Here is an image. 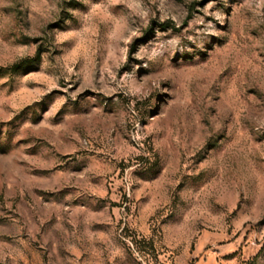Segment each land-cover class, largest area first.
<instances>
[{"label": "rangeland", "instance_id": "374dc122", "mask_svg": "<svg viewBox=\"0 0 264 264\" xmlns=\"http://www.w3.org/2000/svg\"><path fill=\"white\" fill-rule=\"evenodd\" d=\"M0 264H264V0H0Z\"/></svg>", "mask_w": 264, "mask_h": 264}]
</instances>
